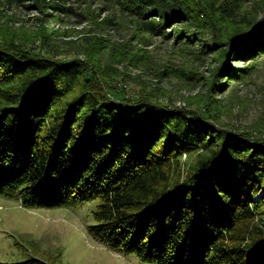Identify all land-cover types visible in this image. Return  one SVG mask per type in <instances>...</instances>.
<instances>
[{"label":"trees","instance_id":"obj_1","mask_svg":"<svg viewBox=\"0 0 264 264\" xmlns=\"http://www.w3.org/2000/svg\"><path fill=\"white\" fill-rule=\"evenodd\" d=\"M117 1L139 33L216 62L201 75L205 104L189 109L164 92L128 93L101 77L90 57L36 51L6 24L0 196L26 208L97 201L91 238L144 264H264V137L255 125L218 123L264 57V0ZM2 2L36 12L42 25L52 10L57 18L84 15L69 0Z\"/></svg>","mask_w":264,"mask_h":264},{"label":"rangeland","instance_id":"obj_2","mask_svg":"<svg viewBox=\"0 0 264 264\" xmlns=\"http://www.w3.org/2000/svg\"><path fill=\"white\" fill-rule=\"evenodd\" d=\"M69 4L83 17L70 13L57 18L52 10L42 25L36 12L6 10L0 0V28L7 24L18 30L23 43L51 56L90 57L101 77L128 93L164 92V97L189 109L205 104L209 91L201 75H210L215 67L211 57L203 59L189 53L180 42L173 45L167 39L139 33L117 0H69ZM105 17L115 24L97 23ZM258 59L259 64L236 90L239 102L232 103L218 123L236 130L255 125L264 137V57ZM96 203L26 208L18 199L0 196V262L36 259L44 264H144L133 254L115 252L91 238L88 227Z\"/></svg>","mask_w":264,"mask_h":264},{"label":"bare ground","instance_id":"obj_3","mask_svg":"<svg viewBox=\"0 0 264 264\" xmlns=\"http://www.w3.org/2000/svg\"><path fill=\"white\" fill-rule=\"evenodd\" d=\"M180 106V105H179Z\"/></svg>","mask_w":264,"mask_h":264}]
</instances>
